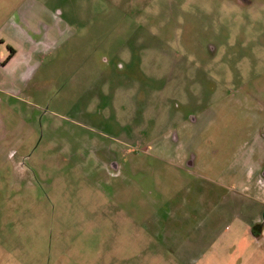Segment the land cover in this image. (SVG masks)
Here are the masks:
<instances>
[{"label":"rangeland","instance_id":"obj_1","mask_svg":"<svg viewBox=\"0 0 264 264\" xmlns=\"http://www.w3.org/2000/svg\"><path fill=\"white\" fill-rule=\"evenodd\" d=\"M21 19L51 49L0 175V264L243 263L235 204L201 186L264 150V0H0V38Z\"/></svg>","mask_w":264,"mask_h":264},{"label":"crops","instance_id":"obj_2","mask_svg":"<svg viewBox=\"0 0 264 264\" xmlns=\"http://www.w3.org/2000/svg\"><path fill=\"white\" fill-rule=\"evenodd\" d=\"M20 21L22 24L18 27L12 23V27L9 26L6 32L10 37L5 40L0 38V175L4 170L11 174L12 171L7 168L33 137V120L21 107L22 94L29 86L34 71L44 60L41 57L51 49L46 43H38L32 49L33 45L26 34L29 26L24 20ZM13 39L17 40L12 42ZM232 163L217 171L216 177L221 182L218 181L211 188L201 186V191L204 196L209 191L217 192L223 204H235L234 210L227 213L235 217V229L226 238L229 239L228 245H234L241 239L248 244L243 263L240 264H264V150L257 154L237 156ZM241 211L247 220L245 223L240 220ZM208 215L207 211L203 216L206 222ZM254 221H261L263 225ZM253 228L257 231L254 232ZM202 234L199 233V239L207 242L206 234ZM219 240L220 243L226 242L221 236Z\"/></svg>","mask_w":264,"mask_h":264},{"label":"trees","instance_id":"obj_3","mask_svg":"<svg viewBox=\"0 0 264 264\" xmlns=\"http://www.w3.org/2000/svg\"><path fill=\"white\" fill-rule=\"evenodd\" d=\"M10 53H12V51L10 50Z\"/></svg>","mask_w":264,"mask_h":264}]
</instances>
